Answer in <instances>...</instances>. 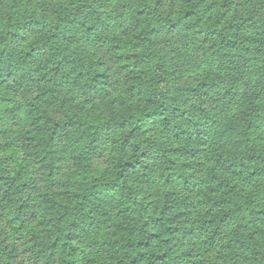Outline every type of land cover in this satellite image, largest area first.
Wrapping results in <instances>:
<instances>
[{"label":"trees","instance_id":"trees-1","mask_svg":"<svg viewBox=\"0 0 264 264\" xmlns=\"http://www.w3.org/2000/svg\"><path fill=\"white\" fill-rule=\"evenodd\" d=\"M0 264H264V0H0Z\"/></svg>","mask_w":264,"mask_h":264}]
</instances>
